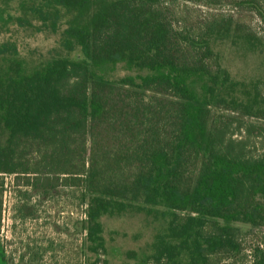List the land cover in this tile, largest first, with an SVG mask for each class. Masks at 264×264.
I'll return each instance as SVG.
<instances>
[{
  "label": "trees",
  "instance_id": "16d2710c",
  "mask_svg": "<svg viewBox=\"0 0 264 264\" xmlns=\"http://www.w3.org/2000/svg\"><path fill=\"white\" fill-rule=\"evenodd\" d=\"M254 18L264 0H0V174L79 190L84 264H236L239 225L264 229ZM39 35L54 45L34 54ZM225 49L261 72L233 73ZM125 216L151 231L117 247L105 219Z\"/></svg>",
  "mask_w": 264,
  "mask_h": 264
},
{
  "label": "rangeland",
  "instance_id": "374dc122",
  "mask_svg": "<svg viewBox=\"0 0 264 264\" xmlns=\"http://www.w3.org/2000/svg\"><path fill=\"white\" fill-rule=\"evenodd\" d=\"M201 10L205 11L204 8ZM251 24L264 35L256 18ZM25 42V47L32 48L34 54H43L54 45L53 37L42 35ZM225 63L233 73L243 76L261 72L258 59L244 58L228 49H225ZM258 124L264 127V122L258 121ZM240 134L234 137L241 138L243 131ZM246 140L253 154L264 145V137L258 133ZM32 176L0 174V264H84L82 221L85 219V204L80 200L79 190L60 185L50 191H41L26 185L27 178ZM105 226L120 233V236H115L117 240L111 242L117 247L131 246L137 244L136 241L140 243L151 231V227L144 228L142 219L136 216L107 218ZM239 227L243 251L235 262L249 264L254 246L259 245L264 250V229L247 225ZM138 231L142 236L133 240V234Z\"/></svg>",
  "mask_w": 264,
  "mask_h": 264
}]
</instances>
